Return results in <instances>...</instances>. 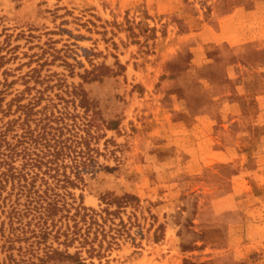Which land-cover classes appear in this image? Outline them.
Masks as SVG:
<instances>
[{
    "label": "rangeland",
    "instance_id": "1",
    "mask_svg": "<svg viewBox=\"0 0 264 264\" xmlns=\"http://www.w3.org/2000/svg\"><path fill=\"white\" fill-rule=\"evenodd\" d=\"M220 1L0 0L3 108L17 96L22 97L19 104L41 96L33 109L31 129L39 119V128L50 119L54 126L60 125L68 110L79 116L81 134L90 132L92 148L86 158L77 157L84 162L81 165L71 158L60 166V172L72 179L77 172L84 178L78 188L58 189L71 211L68 218L44 224V217L25 213L20 221L14 216L10 220L12 200L0 199V264H74L41 261L54 248L80 251L91 264H264V175L248 177L256 189L239 192L236 200H243V210L219 213L215 198L233 193L231 180L237 165L189 173L197 168L188 164L190 154L182 149L187 148L184 136L191 131L198 134L192 117L211 112L207 107L188 114L178 106L182 101L190 107L208 104L210 96L186 94L183 86L185 82L191 88L204 86L199 78H211L205 55L201 76L190 56L198 46L199 28L214 22L215 5ZM220 49L229 56L226 46ZM100 65L109 67L102 80L87 82L81 77L86 72H91L89 78L103 73L104 69L97 68ZM33 69L40 73V83ZM179 74L186 76L185 82ZM75 86L87 92L85 107L79 99L72 102L69 91ZM19 116L14 103L0 125L17 119L11 134H20L24 115ZM172 120L186 122L188 127H170ZM212 140L213 136L203 137L201 146L207 147ZM44 170L39 171L36 183L42 189L44 179L49 178ZM108 192L131 193L140 202L123 208L117 217L107 215L100 196ZM80 195L82 205L98 213L86 246L79 240L67 246L64 235H52L44 243L34 236L33 230L44 225L55 226L53 234L67 226L72 231L70 216L80 204ZM18 207L25 209L23 204ZM253 213L263 220L257 223L260 229L251 233L245 226L233 238L229 223H238L242 217L245 222ZM77 221L81 222L80 217ZM98 224L104 231L95 236ZM79 226L85 233L89 225L81 222ZM92 240L100 255L89 259Z\"/></svg>",
    "mask_w": 264,
    "mask_h": 264
},
{
    "label": "trees",
    "instance_id": "2",
    "mask_svg": "<svg viewBox=\"0 0 264 264\" xmlns=\"http://www.w3.org/2000/svg\"><path fill=\"white\" fill-rule=\"evenodd\" d=\"M255 1L256 0H221L215 5V9L217 12H223L237 5L250 6ZM150 31L155 32V28H151ZM227 49L229 51V56H226L225 52L221 59L212 65V81H215L216 78H220L222 80L223 73H220L221 70H223L228 62L237 59L236 55H234V50L230 47H227ZM246 50L248 53L247 57L256 56V58L260 60V63L258 62L255 65L260 64L264 66V61L261 58L264 55V52L257 51L251 47H247ZM192 56L193 55L191 54L190 58ZM1 60L2 57L0 58V62ZM97 68L104 69V72L101 74H95L90 78L88 75L91 74V72H86L85 74L81 75V77L87 82L102 80L103 76H105V68L109 69V67L100 65ZM194 70L198 72L199 76L202 75V70L200 68L195 67ZM32 71L33 76H35V73L37 74V77L35 78L36 83H40V73L34 69ZM179 76H181L183 80L186 79L184 74H179ZM223 82L228 83L225 79ZM58 85L59 87L63 86V84ZM183 89L186 94L194 93L199 96H210V98L207 99V103L215 104V101L212 99L215 92H213L211 89L205 90V88L199 85L191 88L190 86L186 85V82L185 86H183ZM70 94L73 96L72 102H75L76 99H79V104L82 107L86 106L88 95L82 87H73L72 91H69V95ZM33 99L36 100H31L27 104H19V102L22 100V97L17 96L15 99L9 102L7 108H3L5 96H2V92H0V113L3 114L2 117H0V122L4 116H9L10 109L14 103L17 104V110L20 111V116L18 119H21L22 115H24V119L19 125L20 129L22 130L20 134H18V132H16L14 135L11 134L13 125L17 122V119L9 120L3 126L0 125V199H3L5 203H8L7 199L8 201L12 200L10 205L11 210L8 214L10 220L13 218V216L15 218H19L21 215H25L26 213L32 214L33 216L37 215L39 218L44 217V224L48 222V220H51L52 223H55L60 221V219L63 217L68 218V213L71 212L66 207L67 204L66 201L63 200L64 197L62 196V192H59L58 189H65L67 187L78 188L80 185L79 182L81 183V181H84L83 175H81L80 172H77L75 174V179H72L71 176L66 172H60V166L64 164L67 159L71 158L76 161L77 166L81 165L80 163H84L78 161L77 157L82 155L83 158H86L89 154H91L92 148L90 147V141H88L90 132L87 131L86 135L81 134V124H79L77 121L79 116L69 112L68 110L64 118H60V125L54 126L51 124L52 120L50 119L49 123H45L42 125L43 127L41 126L39 128L38 124L42 121L39 119L35 120L37 123L36 128L31 129L30 120L34 119L31 118L33 109L35 106L41 103L42 98L40 96ZM241 102L244 106L247 105L245 100H241ZM54 121L59 123L57 119H54ZM69 122H71V124H69ZM110 127H114L112 122ZM19 160L22 162L18 165L17 162ZM43 167L45 168L43 173L49 174V178L44 179L45 175L41 178L44 179L46 184L44 189L41 188L42 185L36 186V183L40 178L39 171H41ZM13 195L15 197L14 200L12 198ZM80 197V204L75 207V213L70 216V219L74 220V229L72 231L71 227L67 226V229L64 231L59 228L55 231V234H53L55 226L50 228L49 226L44 225L41 226L38 231L33 230L34 236L41 237L40 241L44 243L52 235L54 237H60L64 235V241L67 243V246L73 245L75 241L78 240L81 241L83 246H86L89 241L90 226H92V221H97L95 217L98 213L91 208L83 206V195H80ZM22 199H24V202L21 201ZM100 200L103 204H105L103 211L106 212L107 215H115L116 217L123 208L137 205L140 202L139 197L134 194L125 193L122 196H118L114 192H108L101 195ZM21 204L25 206V209H19L18 206ZM113 206H115L116 209L110 210V208ZM65 210H67V213H64ZM58 216L59 218L57 219ZM78 217H80L81 222H87L89 225L88 230L85 233L81 231V227L79 226V223L81 222L77 221ZM88 217L90 218V222H88ZM20 220L21 218L18 219V221ZM120 223L123 225L122 220ZM98 231H104L100 224H98L95 236L98 234ZM40 241H38L39 244L41 243ZM93 242L94 241L92 240L91 248L88 250L89 259L93 258L95 253L100 255V249H97ZM187 249L188 248L185 246L183 247L184 251ZM45 255V258H42L41 261L60 260L70 261L74 264H91L87 263L88 259L83 258L80 251L70 253L68 250H59L58 248H54L52 251L46 252Z\"/></svg>",
    "mask_w": 264,
    "mask_h": 264
},
{
    "label": "crops",
    "instance_id": "3",
    "mask_svg": "<svg viewBox=\"0 0 264 264\" xmlns=\"http://www.w3.org/2000/svg\"><path fill=\"white\" fill-rule=\"evenodd\" d=\"M215 12L214 22H205L197 32L198 46L195 54L192 53L191 65L202 69L205 63L202 62L203 53L207 58L206 64L212 69V65L225 53L221 46L233 49L237 59L228 62L221 70L222 80L199 78L204 85L201 87L215 92L212 98L215 104L203 102L190 107L182 101L178 108L188 114L207 107L211 111L192 117L197 137L191 130L184 136L187 148L182 149L190 154L188 164L197 168L189 170V173H200L205 168L227 164L238 167L236 176L231 180L233 193L214 200L219 213H223L243 210V200H236L239 192L254 191L256 186L248 177L264 175V66L255 65L260 60L256 56L247 57L246 50L251 47L264 52V0H256L250 6L237 5L224 12ZM224 79L228 83H224ZM241 100H245L247 105L244 106ZM185 123L172 120L169 126L188 127ZM209 135L213 136L212 142L207 147L201 146L203 141L200 140ZM261 222L263 220L257 219L253 213V218L247 217L245 222L242 217L238 223H229L231 236L238 238L245 226L249 232L255 233L260 229Z\"/></svg>",
    "mask_w": 264,
    "mask_h": 264
}]
</instances>
